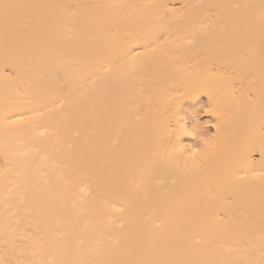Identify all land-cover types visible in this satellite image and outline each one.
I'll return each instance as SVG.
<instances>
[{
    "label": "bare ground",
    "instance_id": "bare-ground-1",
    "mask_svg": "<svg viewBox=\"0 0 264 264\" xmlns=\"http://www.w3.org/2000/svg\"><path fill=\"white\" fill-rule=\"evenodd\" d=\"M0 264H264V0H0Z\"/></svg>",
    "mask_w": 264,
    "mask_h": 264
}]
</instances>
